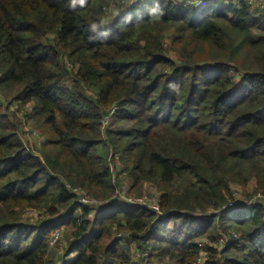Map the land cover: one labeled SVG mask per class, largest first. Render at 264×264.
<instances>
[{"label":"trees","instance_id":"16d2710c","mask_svg":"<svg viewBox=\"0 0 264 264\" xmlns=\"http://www.w3.org/2000/svg\"><path fill=\"white\" fill-rule=\"evenodd\" d=\"M203 1L0 0V264H264V206H230L264 195V13ZM109 152L163 216L105 203Z\"/></svg>","mask_w":264,"mask_h":264},{"label":"rangeland","instance_id":"374dc122","mask_svg":"<svg viewBox=\"0 0 264 264\" xmlns=\"http://www.w3.org/2000/svg\"><path fill=\"white\" fill-rule=\"evenodd\" d=\"M177 1H186L190 4H192L193 6L196 7H200L203 6V4H205L206 2L203 0H177ZM222 1V0H219ZM237 3L240 0H235ZM247 1V0H246ZM127 2H136V0H127ZM117 10H112L108 13L107 17L104 19L105 24L107 26H112L113 21L115 20L116 16H117ZM169 43H167L168 46ZM171 55L174 56V52L171 51ZM235 76H237L238 74H234ZM10 105V104H9ZM10 113L14 112L15 116L20 118V116H22V112L18 110V106L17 103H13L12 106L10 105ZM24 120V119H23ZM23 131H22V137L23 139L26 141V144L28 146L29 149L31 150H38V148L41 145L42 142V137L40 135H38V132L30 127V124L27 120H24L23 123ZM105 152V149H104ZM106 153V152H105ZM116 154V153H115ZM116 156H118V160H116V163L120 166V170L118 172L115 173L116 175V179L117 181L120 182V186H125L127 188V191L125 192V194H122L119 192L115 194L118 198L122 199L119 203L117 204H123V205H129L126 204L123 200H125L124 198H128V200H137L138 198H141V196L144 195H148V196H144L142 198H144L145 201L147 200H151V198L154 195H157V192H159L158 188L153 185L152 183H144L141 189H137L135 187H133V182L131 180V178L129 177V175L124 172V166L123 163L121 161L120 155L116 154ZM109 157H110V152L108 155V161H109ZM110 162V161H109ZM113 162V161H112ZM115 163V164H116ZM114 164L112 165L113 168ZM256 187V181L252 180L247 186H243L242 184H239L237 182H232L231 184V188L234 191V196L236 198V202L239 204L238 207H244L246 206L247 201L256 198V201H261L264 198V195L260 192L254 193V189ZM114 194V195H115ZM114 195H112L114 197ZM110 200H112V197L107 201L109 202ZM126 201V200H125ZM105 202V203H107ZM105 205V204H103ZM24 221H26L27 223H33V222H38L41 218V214L35 210H29L27 212L24 213ZM66 235H68V229L67 226L61 228V229H57L55 230L53 236L54 239H57L58 237L62 238V237H66ZM55 242V240H53L51 242V244H53ZM218 248H222L224 246L225 243L220 242L219 243H210ZM132 247V252L133 250L136 249V245L133 243L131 244ZM66 248V243L63 241V243L60 244V246H56V245H52V250H53V261H56V263L61 264V261H63V255H64V251ZM131 249V248H130ZM203 257L201 262H199V264H207V254L203 252ZM72 257V256H71ZM138 255L135 254L134 255V259L138 260ZM138 262V261H137Z\"/></svg>","mask_w":264,"mask_h":264},{"label":"built area","instance_id":"2783aa9c","mask_svg":"<svg viewBox=\"0 0 264 264\" xmlns=\"http://www.w3.org/2000/svg\"><path fill=\"white\" fill-rule=\"evenodd\" d=\"M126 1V0H124ZM248 4L250 5L252 10H257L260 14L264 13V0H247ZM116 109V108H114ZM114 109L112 110V112H114ZM108 119L109 117H107L105 120H103L104 125H106L108 123ZM116 160H118V156H116L115 153L110 152V157H109V165H110V169L112 171L113 174V180L114 182L117 183L116 186V194L117 193H122L125 194V192L127 191V188L125 186H120V182L117 181L116 179V175L115 173L118 172L120 170V166L116 163ZM113 161V162H112ZM116 163V164H115ZM114 164L113 168L112 165ZM119 190V192H118ZM74 192H76L79 195L78 201L81 204L84 205H88L91 207H100L103 206V202H99L96 199L90 197L83 189L81 188H76L74 190ZM116 194L114 195V197H112V200H110L107 203H119L122 199L118 198L116 196ZM144 196H148V195H144ZM144 196H141V198H138L137 200H128V198H124L125 200H123L126 204L132 205V206H146L148 208H150L151 210L155 211L158 215L163 216V212L161 211V207H160V192H157V195H154L151 200H147L145 201ZM257 204H261L264 206V198L261 201H256V198H253L249 201H247L246 206L244 207H253ZM239 204L235 201L233 203H230V206H238ZM120 237H123L124 240H126L127 238V234L125 233H120L119 234ZM205 254V253H204ZM138 257L140 256L139 253H137ZM204 255L202 254L201 258H200V262L202 260V257Z\"/></svg>","mask_w":264,"mask_h":264},{"label":"crops","instance_id":"0c3cea01","mask_svg":"<svg viewBox=\"0 0 264 264\" xmlns=\"http://www.w3.org/2000/svg\"><path fill=\"white\" fill-rule=\"evenodd\" d=\"M256 15H259L260 13L257 10H252Z\"/></svg>","mask_w":264,"mask_h":264}]
</instances>
